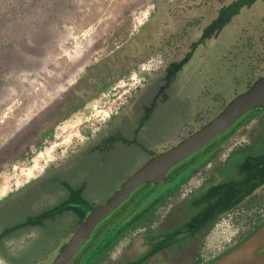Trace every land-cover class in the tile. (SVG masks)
Wrapping results in <instances>:
<instances>
[{"label":"rangeland","instance_id":"1","mask_svg":"<svg viewBox=\"0 0 264 264\" xmlns=\"http://www.w3.org/2000/svg\"><path fill=\"white\" fill-rule=\"evenodd\" d=\"M178 1L0 0V204L36 184L0 206V264H52L88 212L264 76V0H197L198 25L168 51L170 67L161 54L105 64ZM92 70L78 91L93 98L78 104L69 92ZM112 121L111 142L64 168ZM229 133L138 198L82 264H206L252 232L264 221V110ZM17 240L52 248L20 254Z\"/></svg>","mask_w":264,"mask_h":264},{"label":"water","instance_id":"2","mask_svg":"<svg viewBox=\"0 0 264 264\" xmlns=\"http://www.w3.org/2000/svg\"><path fill=\"white\" fill-rule=\"evenodd\" d=\"M262 109L264 76L257 79L245 93L233 99L211 123L167 152L154 156L129 177L109 200L88 214L54 264H82L102 235L115 225L138 198L155 185L173 183L199 153L231 132L246 115ZM136 194L139 195L134 200ZM97 232L99 235L95 242L80 259ZM263 249L264 225L247 241L212 264H264Z\"/></svg>","mask_w":264,"mask_h":264},{"label":"trees","instance_id":"3","mask_svg":"<svg viewBox=\"0 0 264 264\" xmlns=\"http://www.w3.org/2000/svg\"><path fill=\"white\" fill-rule=\"evenodd\" d=\"M195 2H197V0H179L172 7H170L169 10H164L163 7H160L157 13L148 22V24L129 43L123 46L110 59H108L105 64L107 66L109 65V67L113 66L115 68H118L130 60L139 63L142 59L145 60L155 54H161L166 59V67L174 65V62H171L169 59L170 55L168 51H170L171 48H175L177 46L179 47L181 44L184 46V43L186 44L189 41V36L197 27L198 14L196 11L197 8H195L194 6ZM154 45L160 47V49L151 52ZM140 56L143 57H141V59L139 60L138 57ZM224 71H226V66L224 68ZM150 91L151 89H147L144 92L142 96L143 99L147 98ZM257 112L260 111H255L251 114H255ZM232 134L233 133L231 131V135ZM102 135L105 136L99 142L108 143L113 140L112 137L116 134L114 129L111 128L110 131L104 132ZM141 138H143V136H141ZM102 146L108 147L107 144H104ZM35 185L36 184H33L25 191L23 190V192L21 193L32 190ZM21 193L10 196L4 202H2L0 206L9 205L19 196H22L23 194ZM4 235L5 233L0 232V240Z\"/></svg>","mask_w":264,"mask_h":264},{"label":"flooded vegetation","instance_id":"4","mask_svg":"<svg viewBox=\"0 0 264 264\" xmlns=\"http://www.w3.org/2000/svg\"><path fill=\"white\" fill-rule=\"evenodd\" d=\"M163 6V5H162ZM104 65L105 64H101V65H99L98 67H97V70H100L102 67H104ZM92 73H94V70H92V71H88L86 74H84L82 77H81V79H80V82H78V84L76 85V86H74L73 88H72V90L69 92V93H71V94H75V95H77V96H79V97H81L82 96V98L79 100V99H77L76 101H77V103L78 104H85L89 99H91V98H93V93L92 92H90V91H87V94H83L82 93V91H81V94H79V91H78V88H81V87H83V86H87V83L89 82V80H91L90 79V76H91V74ZM114 79V78H113ZM113 79H107L106 81L105 80H98L96 83H97V85L98 86H100V87H107V85H109V84H111V81L113 80ZM92 88V87H91ZM74 106L72 105V107H71V109L73 108ZM68 109H69V107H68ZM67 109V110H68ZM63 111V112H60V114L56 117V119L57 120H59V118H61L60 120H65V119H67V118H65V116H67L68 115V111ZM264 109H262L260 112H262ZM114 125V122L112 121L111 123H110V126L107 128V130H106V132H108V131H110L111 130V128H112V126ZM105 135H102V136H100L98 139H96L94 142H92L91 144H89L84 150H82L80 153H78V155H75L74 157L75 158H73L71 161H69L65 166H64V168H70L71 167V165L72 164H74V160L76 159V158H80L84 153H87L88 152V150L90 151V149L91 148H93L94 146H96L98 143H99V141H101L102 139H103V137H104ZM66 187H68V189H69V191L70 192H72V193H75V194H78L79 192L78 191H80V190H82L83 189V184L82 185H76L75 183H73V182H69V183H67V185H65ZM118 190H119V188H118ZM117 190V191H118ZM116 191V192H117ZM96 194H98V193H96ZM114 194V193H113ZM112 194V195H113ZM59 201V199L58 198H55V199H53L49 204H43V206L45 207V208H47V207H50V208H52L53 206H54V208L56 209V208H58V204H57V202ZM97 207H95V208H93L92 209V211L94 210V209H96ZM47 210H49V209H47ZM45 210L44 209H42V212H44ZM89 213V212H88ZM40 214V213H39ZM34 215H35V213H34ZM37 215V214H36ZM264 225V221H262L260 224H258V225H256V227H254V229H253V231L252 232H250L248 235H246L243 239H240V240H238V241H235V243H234V246L232 245V246H230V248H229V250L228 251H224L223 253H220V254H218L216 257H214L212 260H210V261H208V262H206V264H212L213 262H215V261H217V260H219L220 258H222L223 256H225V255H227L228 253H230L231 251H233L234 249H236L237 247H239L241 244H243L245 241H247L250 237H252L259 229H261V227ZM35 227H39V226H35ZM31 228V227H30ZM34 228V227H33ZM32 228V229H33ZM11 244H14V245H16L17 247H20V248H23L22 250H20L19 251V253L20 254H25V253H29V252H32L33 250H37L38 252L40 251V249H49V248H52L51 246H52V243H50V242H42V241H38V240H32V241H29V240H27V241H23V240H17V241H14V242H11ZM44 252V251H43ZM261 252H263L264 253V249L261 251ZM62 253V252H61ZM60 253V254H61ZM60 254L57 256V257H55V258H53V262H52V264H54L55 263V261L57 260V258L60 256ZM200 262H199V259H198V261H197V263L196 264H199Z\"/></svg>","mask_w":264,"mask_h":264},{"label":"crops","instance_id":"5","mask_svg":"<svg viewBox=\"0 0 264 264\" xmlns=\"http://www.w3.org/2000/svg\"><path fill=\"white\" fill-rule=\"evenodd\" d=\"M5 196H7V195H5ZM5 196H4V197H5ZM2 199H3V198H1L0 200H2Z\"/></svg>","mask_w":264,"mask_h":264}]
</instances>
